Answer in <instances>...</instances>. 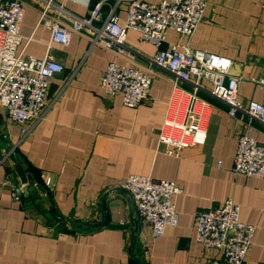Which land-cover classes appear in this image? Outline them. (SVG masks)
<instances>
[{"label": "crops", "instance_id": "1", "mask_svg": "<svg viewBox=\"0 0 264 264\" xmlns=\"http://www.w3.org/2000/svg\"><path fill=\"white\" fill-rule=\"evenodd\" d=\"M54 1L84 18L102 0ZM143 1L158 5L163 0ZM207 1L205 18L189 41L170 31L156 48L128 31L126 43L137 53L129 63L127 57L93 47L81 34H74L68 46L53 43L51 31L38 25L42 4L22 0L21 35L30 38L21 47L24 57H49L64 71L50 81L43 117L25 125L27 136L0 107V264H228L196 240L197 215L226 200L241 207V222L256 227L244 264H264V180L233 173L239 136L250 130L264 146V126L243 115L232 119L227 107L206 91L175 85L149 63L158 50L188 44L232 61L231 74L243 79V103L263 101L253 80L264 69V0ZM125 8L116 11L121 24ZM109 9L103 7L104 16ZM51 18L71 24L54 10L48 13ZM115 61L152 78L149 97L137 109L125 107L121 96L110 97L100 86ZM193 96L204 114L206 142L169 156L159 139L164 123L177 114L179 104V118L185 121L183 108ZM17 159L26 185L16 171ZM41 174L52 178V191L37 188L35 175ZM131 175L171 181L182 189L175 198L179 224L161 238H152L134 199L121 189ZM16 189L19 201L12 196Z\"/></svg>", "mask_w": 264, "mask_h": 264}, {"label": "built area", "instance_id": "2", "mask_svg": "<svg viewBox=\"0 0 264 264\" xmlns=\"http://www.w3.org/2000/svg\"><path fill=\"white\" fill-rule=\"evenodd\" d=\"M37 1L42 4L38 25L51 31L53 43L68 46L74 34H81L93 47L127 57L129 63L136 60L137 53L126 43L128 31L139 33L143 41L156 48L166 42L170 31L189 41L203 22L208 5L207 0H163L158 5L143 0H102L87 17L81 18L54 0ZM105 5L110 8L106 16L102 12ZM120 5L126 6L123 24L116 13ZM52 10L71 20V24L59 18L48 19ZM24 19L22 0L0 3V107L25 137L28 134L25 125L42 119L50 81L62 74L64 67L49 57L42 60L24 57V48L21 47L24 41L26 45L30 41L21 35ZM149 63L166 72L175 85L188 83L195 92L206 91L227 107L232 119L243 115L264 126V99L260 103L246 104L240 100L243 79L231 74V60L193 49L188 44H174L167 50H158ZM253 81L264 94V69ZM100 86L110 97L121 96L125 107L137 109L149 97L152 78L132 64L115 61L108 65ZM196 105L197 99L193 96L187 109L183 108L187 112L185 121L178 115L181 104L175 108L177 114L167 117L159 139L168 147L169 156L178 157L183 149L205 144L204 114ZM233 173L264 180V146L251 136L250 130L239 136ZM40 180L46 190H53L49 175L41 174ZM121 189L134 199L138 215L151 227L153 239L163 237L167 228L178 226L175 198L182 189L176 183L131 175L123 181ZM12 196L16 201L21 199L17 189L13 190ZM240 212L238 204L226 200L219 208L201 212L196 217L197 242L220 253L228 264L245 263L256 232L255 226L241 222Z\"/></svg>", "mask_w": 264, "mask_h": 264}, {"label": "water", "instance_id": "3", "mask_svg": "<svg viewBox=\"0 0 264 264\" xmlns=\"http://www.w3.org/2000/svg\"><path fill=\"white\" fill-rule=\"evenodd\" d=\"M16 171L21 179V182L23 185H26L28 184V178H27V175L22 167V165L20 164V161L17 159V165H16ZM37 188L40 189V190H44L45 188L42 186V184H38L37 185ZM46 190V189H45ZM137 242V241H136Z\"/></svg>", "mask_w": 264, "mask_h": 264}, {"label": "trees", "instance_id": "4", "mask_svg": "<svg viewBox=\"0 0 264 264\" xmlns=\"http://www.w3.org/2000/svg\"><path fill=\"white\" fill-rule=\"evenodd\" d=\"M35 181H36L37 183L42 184V182H41V180H40V175H35Z\"/></svg>", "mask_w": 264, "mask_h": 264}]
</instances>
